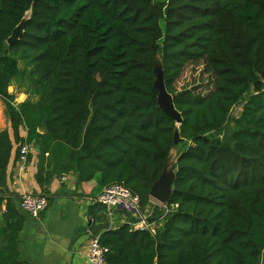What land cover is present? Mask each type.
<instances>
[{
    "label": "trees",
    "instance_id": "trees-1",
    "mask_svg": "<svg viewBox=\"0 0 264 264\" xmlns=\"http://www.w3.org/2000/svg\"><path fill=\"white\" fill-rule=\"evenodd\" d=\"M159 53L181 124L158 103ZM190 65L207 82L178 90ZM16 79L38 98L16 103ZM0 97L11 124L0 131V264H32L20 260L25 220L7 174L15 145L20 158L26 144L40 152L42 194L55 175L99 174L153 210L155 233L128 212L100 235L109 264H264V0H0ZM173 147L166 209L150 193Z\"/></svg>",
    "mask_w": 264,
    "mask_h": 264
},
{
    "label": "crops",
    "instance_id": "crops-1",
    "mask_svg": "<svg viewBox=\"0 0 264 264\" xmlns=\"http://www.w3.org/2000/svg\"><path fill=\"white\" fill-rule=\"evenodd\" d=\"M10 92L15 93L16 103L26 100L25 93ZM5 129L11 131V124L0 97V131ZM26 133L23 127L21 134L25 136ZM16 148L15 145L7 174L11 194L21 196L14 202L25 220L19 233L20 260L32 264H89L87 255L92 235L100 236L129 222L128 212L122 208L110 211L98 202V196L105 187L99 174L90 181L78 183L77 173L69 172L53 177L47 194L52 200L39 217L32 216L21 207V198L25 192L42 193L36 178L40 152L32 146L27 160L23 161L17 158ZM5 208L6 201L3 211ZM2 226L0 221V230ZM3 246L4 238L0 232V248Z\"/></svg>",
    "mask_w": 264,
    "mask_h": 264
},
{
    "label": "built area",
    "instance_id": "built-area-1",
    "mask_svg": "<svg viewBox=\"0 0 264 264\" xmlns=\"http://www.w3.org/2000/svg\"><path fill=\"white\" fill-rule=\"evenodd\" d=\"M30 148V144L23 146L20 155L21 160H27ZM98 202L110 211L122 208L130 212L137 220L134 222L136 228L149 229L155 233L158 227L157 222L151 219L153 210H143L139 195L134 193L133 190L123 182H114L105 186L98 196ZM152 203L156 205L160 204L167 209L165 204H162L154 198H152ZM48 205L49 200L47 196L42 193L25 192L21 198V207L25 212L34 217H39L41 213L47 209ZM87 256L89 264H109L106 260V248L102 245L99 235H92Z\"/></svg>",
    "mask_w": 264,
    "mask_h": 264
},
{
    "label": "water",
    "instance_id": "water-1",
    "mask_svg": "<svg viewBox=\"0 0 264 264\" xmlns=\"http://www.w3.org/2000/svg\"><path fill=\"white\" fill-rule=\"evenodd\" d=\"M28 16V12L22 19V21L16 26L13 30L11 36L8 38L7 43L9 45L13 44L17 40H19L25 30V25ZM154 72H155V80L154 86L158 92V103L162 110L167 113L169 116L174 118L178 123L181 124L183 118L181 113L176 109L174 104V99L176 94H171L167 90L165 80H164V70H163V60L157 55L154 61ZM183 139L180 138L179 131L175 132L174 136V144L175 146L181 143ZM179 159L178 151L176 147H173L169 156L165 161L164 170L160 176V178L153 184L151 189V197L161 202L162 204H167L173 194V184L176 179V164ZM145 210V208H143Z\"/></svg>",
    "mask_w": 264,
    "mask_h": 264
},
{
    "label": "rangeland",
    "instance_id": "rangeland-1",
    "mask_svg": "<svg viewBox=\"0 0 264 264\" xmlns=\"http://www.w3.org/2000/svg\"><path fill=\"white\" fill-rule=\"evenodd\" d=\"M29 15H31V10L28 11V16ZM158 55L162 58L160 53ZM206 82L207 77L202 73V66L190 65L186 68L181 77L177 80L176 87L178 90H181L186 87L191 88L195 85L205 84ZM9 90H15L16 94L21 92L25 93V99H31L35 101L38 98V95L34 92L35 88L32 87L30 82H27L26 79L14 80ZM243 105L244 104H241L234 108L231 120L229 122V126L227 127L225 132H229L232 129L233 120L241 114ZM176 150L178 151V149Z\"/></svg>",
    "mask_w": 264,
    "mask_h": 264
}]
</instances>
